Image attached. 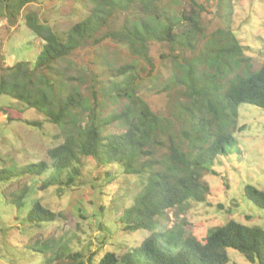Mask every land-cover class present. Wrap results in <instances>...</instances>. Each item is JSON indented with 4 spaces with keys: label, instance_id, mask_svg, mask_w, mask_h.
I'll return each instance as SVG.
<instances>
[{
    "label": "trees",
    "instance_id": "1",
    "mask_svg": "<svg viewBox=\"0 0 264 264\" xmlns=\"http://www.w3.org/2000/svg\"><path fill=\"white\" fill-rule=\"evenodd\" d=\"M39 1L0 0V14L13 21L25 5ZM159 1L89 0L86 15L65 30L40 21L34 11L23 15L40 47L32 63L20 60L4 65L0 53V95L42 113L59 127L63 139L46 150L47 161L0 168V181L36 176L42 178L40 189L53 185L72 189L83 175L84 160L93 161L91 176L96 181L110 177L112 165L124 174L143 178V186L122 210L118 223L122 231L144 229L148 234L123 253L106 251L96 262L89 258L88 264H237L229 258L228 248L250 263L264 264L263 227L229 218L198 238L174 225H159V219L172 208L188 201L207 202L210 186L203 177L216 174L212 165L228 153L235 142L234 132L242 128L236 126L238 106L248 103L264 112V61L250 70L249 58L229 28L218 27L206 35L199 19L206 9L203 3L186 0L175 16L164 9L158 11ZM135 6L148 17H130L128 12ZM105 40L123 46L132 61L86 66L81 76L65 75L60 61ZM202 40V49L186 58L183 52L196 50ZM151 42L165 43L171 51L160 55L173 64L166 85L180 94L171 116L153 111L138 95L146 79L158 76L149 55ZM73 79L80 80L86 93ZM107 99L124 104L101 117L98 104ZM81 113H86L85 119ZM113 122L122 130L104 132ZM29 194L25 186L12 192L9 200L3 197L7 212L14 210L13 221L40 225L63 219L62 213ZM243 195L264 208V190L246 184ZM62 238L34 243L42 246V252L52 253L45 255L47 264H83L77 260L79 253L66 252Z\"/></svg>",
    "mask_w": 264,
    "mask_h": 264
},
{
    "label": "rangeland",
    "instance_id": "2",
    "mask_svg": "<svg viewBox=\"0 0 264 264\" xmlns=\"http://www.w3.org/2000/svg\"><path fill=\"white\" fill-rule=\"evenodd\" d=\"M185 1L160 0L157 3L158 11L164 9L177 16ZM197 1L206 7L199 16L206 35L218 27L229 28L241 42L244 55L249 58V69H258L264 61V0ZM90 5L89 0H41L25 5L13 21L0 14V53L5 58L4 65H12L20 60L32 63L37 56L40 40L34 38L26 27L23 19L26 12L34 11L40 21L55 29L65 30L84 17ZM128 15L148 17L137 6ZM121 18V15L118 16L115 25L119 24ZM203 41L199 42L196 50L184 51V56L188 58L197 54L202 49ZM161 53L166 55L171 51L165 43L151 42L149 55L157 67L158 76L156 79H146L138 95L153 111L171 116L180 94L178 89H169L166 85L173 64L170 59L161 57ZM130 61L132 56L123 46L105 40L95 46L78 49L59 64L64 68L65 75L77 77L85 74L82 68L86 66H118ZM241 67L243 70L246 68L244 63H241ZM72 83L86 91L79 79H73ZM123 104L122 100L107 99L98 104L99 115L104 117L117 112ZM80 115L86 118V113ZM30 122L39 123L35 125ZM236 126L242 128L234 132L235 142L228 153L212 165L216 174H205L203 177L210 186L207 202L188 201L168 210L166 217L159 219L160 226L174 225L181 228L184 234L198 238H202L209 228L221 225L229 218L248 226L264 228V208L254 205L243 195L246 184L264 190V112L255 105L241 103L237 108ZM121 130V125L116 122L104 128L106 133ZM62 139L59 127L49 123L42 113L0 95V168L47 161L46 150ZM109 170L110 177L96 181L91 176V172H94L93 161L84 160L83 175L75 181L72 189H59L57 185L40 189L42 178L36 176L0 181V264H47L45 255L52 253L42 252V246L34 243L47 239L63 237L66 252L79 253L77 260L83 264H88L89 258L96 262L106 251L121 254L129 247L138 245L148 231H122L118 218L122 210L132 204L145 181L139 176L122 173L114 165L109 166ZM25 186L29 188V198H37L44 206L62 213L63 219L40 225L13 221L14 210L7 212L3 197L9 200L12 192ZM227 253L237 264H253L234 249L228 248Z\"/></svg>",
    "mask_w": 264,
    "mask_h": 264
}]
</instances>
